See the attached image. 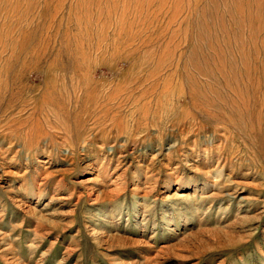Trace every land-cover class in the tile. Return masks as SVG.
I'll list each match as a JSON object with an SVG mask.
<instances>
[{
    "label": "rangeland",
    "instance_id": "rangeland-1",
    "mask_svg": "<svg viewBox=\"0 0 264 264\" xmlns=\"http://www.w3.org/2000/svg\"><path fill=\"white\" fill-rule=\"evenodd\" d=\"M0 264H264V0H0Z\"/></svg>",
    "mask_w": 264,
    "mask_h": 264
}]
</instances>
